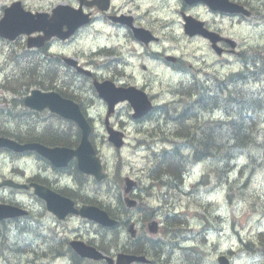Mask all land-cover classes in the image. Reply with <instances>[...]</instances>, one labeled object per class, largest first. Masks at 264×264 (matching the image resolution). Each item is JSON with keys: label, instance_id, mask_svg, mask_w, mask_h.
Listing matches in <instances>:
<instances>
[{"label": "flooded vegetation", "instance_id": "flooded-vegetation-1", "mask_svg": "<svg viewBox=\"0 0 264 264\" xmlns=\"http://www.w3.org/2000/svg\"><path fill=\"white\" fill-rule=\"evenodd\" d=\"M153 1L162 3V6L158 8L159 12H154L155 8H153ZM173 1H175V3L179 6V10L175 12L176 17L171 16L172 18H169L165 16V5H167L168 2ZM231 1L245 7L250 14L249 17L245 18L240 15H220L218 13L210 11L203 4L187 6L181 0H56L55 3L64 2L68 6L75 9H79L84 14L89 15V23L80 27L76 31L75 35L68 39V41L66 40L65 42H61L57 39H51L48 43L45 44V47H43V49L41 50L43 51L49 49L52 54L50 56V63L54 67L52 68L54 69L52 71L54 73H52L51 77L52 86L56 90L63 92L65 96H69L72 97V99L77 100L86 114H89L92 108L94 107L93 101L91 99L85 98L84 94L86 92H92L95 95V93L91 89L86 90L74 80L75 78H84L92 82L107 81L118 88L133 87L144 92L146 95H148L150 99L155 100L154 98L158 95L152 90L153 88H157L159 86V83L153 71L152 63L155 61L159 65L165 64L163 63L165 62V52H160H162L165 47V32L172 30L169 25L173 24L174 22H177V34L178 36L183 37L185 40L191 41L190 38L194 40H204L201 36H194L188 39V37L184 33V17H192L195 20L202 22L204 24V28L206 30H210L211 32H218V30L212 25L214 22L211 20V18H208L207 20L204 19L201 14H206L209 16H217L218 14V16H220L221 18H227L232 21L249 20L251 17H254L253 3L255 1ZM260 1L262 2V4L264 3V0ZM22 3L24 8L29 11L32 10L29 7L35 8L37 10H42V8H36L34 6V1L22 0ZM97 4H106L108 10L101 11L97 6H95ZM1 9L2 8H0V10ZM31 12H36V10H32ZM100 25H105L110 30V33L107 35V42L96 45L99 47L103 46L102 48L97 50L96 55L101 56V58L108 62L113 61L112 64L100 67L99 65H97L99 63L93 60L90 61V58L84 61L80 60L84 57V54L81 51L77 50L73 54L64 52V46L67 43L77 40L83 35L85 31L90 28H92L94 32H97L96 27ZM135 29L140 30L141 35H148L149 37H151V40L147 44H143L138 41L135 37ZM231 30L234 31L235 27L232 26ZM37 35L38 34H35V36ZM95 35L99 36L101 35V33L98 32ZM135 40L141 44L137 43ZM153 41L156 42L151 43ZM205 42L207 43V41ZM59 44L62 45L61 49L56 48L55 51V45ZM221 48L224 52L227 51V49H224V45H221ZM154 54L157 55L155 58L152 57ZM64 57L74 59L78 63V65H80V67L89 70L92 75L85 77V75H79V73L77 74L75 69H73L72 67H68L65 65V63H63ZM152 58L154 59V61L151 63ZM179 60L180 59H175L174 62H177ZM106 61H103L102 63H106ZM61 63H63L64 66ZM205 66L206 64H201V69H204ZM96 70H100L99 72H103V74L106 75V78H99L97 76ZM77 92H80L79 96L77 95ZM103 106L105 107L104 104ZM128 109L130 108L126 102L119 103L117 105L116 114H129V111H127ZM215 132L216 124L214 122L211 127V134H215ZM0 157L12 161L14 155L6 153V151L0 150ZM55 172L58 171L55 170ZM37 203L40 206L42 205L41 202ZM55 256L56 252L51 251L49 259L55 258ZM61 258L65 262L67 260V264H103L102 262H94L80 259L71 250H69L68 256L64 255ZM183 259L186 264H198V262L196 261V256L183 255ZM149 261L150 263L148 264H153V262L151 261H154V259L151 258Z\"/></svg>", "mask_w": 264, "mask_h": 264}, {"label": "rangeland", "instance_id": "rangeland-1", "mask_svg": "<svg viewBox=\"0 0 264 264\" xmlns=\"http://www.w3.org/2000/svg\"><path fill=\"white\" fill-rule=\"evenodd\" d=\"M51 0H42V3H46ZM254 5H259L258 2H255ZM259 20L256 19L253 22H250L252 26H249L252 28V32L248 30H243V27L241 26L240 29L236 31L227 30L225 27L224 32L227 35L233 36L236 38V41L239 45L246 46V44H250L251 42H254V40L258 39H251L253 33L258 34L262 41L264 42L263 35H264V29L255 28L259 24L257 23ZM218 25L225 24L224 22H221V19H217ZM261 23V22H259ZM247 25V24H242ZM254 26V29H253ZM192 51L195 56H200L197 50L194 49V47H190L188 45L185 46L183 49V52ZM3 57H0V60H2ZM189 60V57H187ZM196 61H199L198 58L195 59ZM205 64V63H202ZM228 67H233L232 65H227ZM240 65L237 63L234 65V68H239ZM3 77V74H1ZM1 77V78H2ZM160 79L163 81L162 86L165 89V102H169L172 100V97L169 95V85L173 82L172 77L169 76L166 72L161 71L159 74ZM238 85L242 86L243 84L237 83L235 86L237 88H240ZM255 85L251 84L247 86L246 88H254ZM256 89L262 90L264 88V78L261 80L260 83H258ZM162 96V95H161ZM163 98V97H162ZM12 99V98H11ZM96 106V105H95ZM100 108V105L97 106ZM96 109V107H95ZM99 115L96 117V123H95V140H96V147L98 149V153L101 157V159L105 162L106 171L109 174V181L112 182V180L115 178V175L117 171L122 176L125 175H135L139 174L141 168L145 166V163L147 161L148 156H150V152H147V148H141L136 145V140L139 139L136 126L130 125L128 123L123 124L124 132L127 136V145L124 149L121 150L120 153H116L112 148L109 147V145L106 143L104 136H103V126H100V120ZM127 122V121H126ZM114 123L119 126V119H114ZM55 125L64 126V124H60L58 122H55ZM120 127V126H119ZM260 137L264 138L263 133H260ZM119 162H121V165H119ZM238 168H236V174L233 172L232 174H229L228 176V182H231L232 189L240 187L243 189V195L238 196L237 191H228V187L224 186V188L217 189L213 191L211 194L207 193L205 189L201 190L200 194H197L195 196H189L184 197L180 194L174 193L173 195H169L165 198V203L169 202L173 206L182 207L186 210V216L189 218H193L195 215H199L201 212V208H205L208 211L207 215H211L214 212H216L217 208H220L221 213H225V206L227 207L225 217L227 220L226 225L223 226L224 229L228 228V224L230 221L234 223V228L238 227V218H246L252 220V218L257 219L258 222L261 221V210L260 208L264 206V165L258 166L253 165L251 169H248L244 171L241 175V177L238 176ZM210 179L208 178V181ZM72 182V178H71ZM215 180H213V183ZM219 184V183H218ZM219 186H221L219 184ZM95 184L92 185V183H87V186L84 187V185L81 188H78L76 190H86L91 191L95 189ZM227 195H229L233 200L232 204H230L226 199ZM154 200L152 201V204H159L160 206H163V198L158 194H154ZM226 198V199H225ZM207 203L201 204V201H209ZM206 214V213H205ZM235 216V218H234ZM215 216H213L214 218ZM263 221V220H262ZM195 224H198L196 221ZM244 225V224H242ZM247 226H251L252 223L248 222L246 223ZM194 230V232H196ZM236 232V231H235ZM249 232V231H247ZM247 232L244 234V236L247 235ZM90 235V234H89ZM231 233H229V236H225V239L222 242L221 250L225 249L229 245V238ZM222 239V238H221ZM215 242V240H214ZM212 246V244H211ZM234 253L236 254V258L239 260L236 261V264H245L244 261H246V258L249 257L247 254L243 255V258L241 259L240 255L241 253L238 251L237 247L235 246ZM210 252H212V248L210 247ZM172 248L167 249V254L170 253ZM244 254V253H243ZM34 255V253H32ZM184 255H192L196 256V253L189 251L188 253ZM213 256V253H212ZM212 258V257H211Z\"/></svg>", "mask_w": 264, "mask_h": 264}, {"label": "trees", "instance_id": "trees-1", "mask_svg": "<svg viewBox=\"0 0 264 264\" xmlns=\"http://www.w3.org/2000/svg\"><path fill=\"white\" fill-rule=\"evenodd\" d=\"M263 74L264 69L259 74H253L252 76L254 80H258L260 75ZM235 96L234 99H229V101H233L234 107V121L231 132L221 126L216 129L215 134H211V130H209V132H203L202 136L204 146L201 152L212 156L215 165L212 171L216 172L218 179L222 178L224 182L227 181L228 168L231 170L234 167L231 164L232 160L237 159L239 155H242L243 159L246 158L249 163L254 159L264 158L259 154L264 150V144L258 143L257 135V127L261 121L255 126V123L260 120L261 114L264 113L262 109L264 108V96H260L259 93H249L247 98L241 97L243 100H235ZM225 102L227 103V101ZM247 115L251 117L249 118V126H245ZM172 160H175L176 163L171 162L170 165L165 163L171 169L169 170L170 179L178 180L181 183L180 176L183 172H179L175 168L180 162L179 155L174 154ZM243 169L240 170L239 175L242 174ZM237 194L239 196L243 195L240 187L237 188Z\"/></svg>", "mask_w": 264, "mask_h": 264}, {"label": "water", "instance_id": "water-1", "mask_svg": "<svg viewBox=\"0 0 264 264\" xmlns=\"http://www.w3.org/2000/svg\"><path fill=\"white\" fill-rule=\"evenodd\" d=\"M43 102H49L50 104L53 103V100L51 101L50 99L48 100H42ZM28 105L32 107H42L41 103H38L34 100H29ZM58 110V109H57ZM68 111L64 106H62L61 111ZM69 117L75 120V122L78 124L81 132H82V140L79 148L74 151L70 152L67 150H62L61 152L65 154V160L70 159L72 156H76L78 158V164H79V169L87 174H94L97 179H100L102 176L100 175V167L97 159H95L93 149L91 145L88 142V133H89V126L85 119L82 117L81 114L77 112V114H70ZM109 133V141H111L116 147L121 146V135L119 133H115L111 130L108 129ZM32 149V146H28ZM24 147V148H28ZM40 189H37V192H39ZM42 197L47 201V207L50 211H52L54 214L60 216L63 213V209L65 207V203L59 199L55 198L53 200L48 199L46 195H42ZM92 210L88 209V212L90 213ZM100 219L102 221V216H100ZM104 223V221H102ZM83 251H85V248H82Z\"/></svg>", "mask_w": 264, "mask_h": 264}, {"label": "bare ground", "instance_id": "bare-ground-1", "mask_svg": "<svg viewBox=\"0 0 264 264\" xmlns=\"http://www.w3.org/2000/svg\"><path fill=\"white\" fill-rule=\"evenodd\" d=\"M215 124H216V129L220 128L221 126H223L221 122H215ZM170 248H172V247H170ZM198 264H200V263L198 262Z\"/></svg>", "mask_w": 264, "mask_h": 264}]
</instances>
